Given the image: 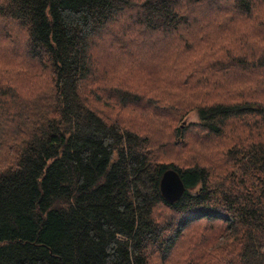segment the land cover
Listing matches in <instances>:
<instances>
[{
    "label": "trees",
    "instance_id": "trees-1",
    "mask_svg": "<svg viewBox=\"0 0 264 264\" xmlns=\"http://www.w3.org/2000/svg\"><path fill=\"white\" fill-rule=\"evenodd\" d=\"M261 1L0 0V264H264Z\"/></svg>",
    "mask_w": 264,
    "mask_h": 264
},
{
    "label": "rangeland",
    "instance_id": "rangeland-1",
    "mask_svg": "<svg viewBox=\"0 0 264 264\" xmlns=\"http://www.w3.org/2000/svg\"><path fill=\"white\" fill-rule=\"evenodd\" d=\"M253 14L255 16H258V17H262V18L264 17V1L260 2L259 6L257 8H255ZM254 19H256V17ZM145 46L147 47L146 51L150 54V57H149V60L147 62H145L141 65V67L154 69V68H156V62H155L156 55H155V52L152 48L153 43L147 42V43H145ZM142 48H143V46H142ZM91 53H92V58H93V49H92ZM112 58H113V56L110 53L107 55L104 54V48L95 49L94 59L97 62L96 71L99 72V74H101L104 66H107L108 68L113 66L114 63L111 62ZM88 85H89V87L93 88V84H88ZM87 99L90 102V104L93 106V99L90 97H87ZM140 109H141V107L136 109V110L140 111ZM162 110H164L165 112L169 111V109L167 107L162 108ZM104 115L109 119L122 118V116L120 114L117 115L114 112H110V111L104 113ZM196 121H197L196 111L191 110L180 120V122L178 123V126H180L182 128V127H184L188 124H192ZM203 238H205V242L207 243V245L205 246V251L206 250H213L214 247L216 246V244L219 242V239H220L219 238V239L212 241V239L209 237L203 236ZM180 252H181V249H179L177 251V253L174 255L172 260L175 262H178V263H174V264H182V262H181L182 258L180 256ZM203 256H204V254L201 257H203Z\"/></svg>",
    "mask_w": 264,
    "mask_h": 264
},
{
    "label": "water",
    "instance_id": "water-1",
    "mask_svg": "<svg viewBox=\"0 0 264 264\" xmlns=\"http://www.w3.org/2000/svg\"><path fill=\"white\" fill-rule=\"evenodd\" d=\"M184 189L185 187L177 172L167 169L162 173L159 180V191L163 200L169 203L179 200Z\"/></svg>",
    "mask_w": 264,
    "mask_h": 264
}]
</instances>
